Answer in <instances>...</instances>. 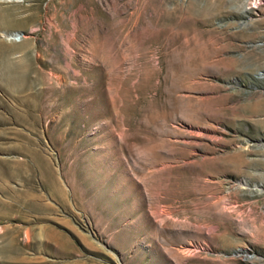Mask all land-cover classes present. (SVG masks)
I'll use <instances>...</instances> for the list:
<instances>
[{
  "label": "rangeland",
  "instance_id": "374dc122",
  "mask_svg": "<svg viewBox=\"0 0 264 264\" xmlns=\"http://www.w3.org/2000/svg\"><path fill=\"white\" fill-rule=\"evenodd\" d=\"M0 264H264V0H0Z\"/></svg>",
  "mask_w": 264,
  "mask_h": 264
},
{
  "label": "bare ground",
  "instance_id": "6f19581e",
  "mask_svg": "<svg viewBox=\"0 0 264 264\" xmlns=\"http://www.w3.org/2000/svg\"><path fill=\"white\" fill-rule=\"evenodd\" d=\"M9 35V34H8ZM11 37H13V34H10Z\"/></svg>",
  "mask_w": 264,
  "mask_h": 264
}]
</instances>
